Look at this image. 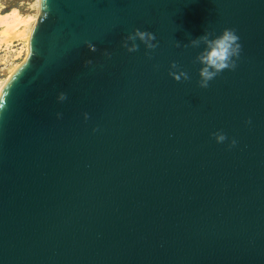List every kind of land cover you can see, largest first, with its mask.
Here are the masks:
<instances>
[{
  "label": "water",
  "instance_id": "95a60500",
  "mask_svg": "<svg viewBox=\"0 0 264 264\" xmlns=\"http://www.w3.org/2000/svg\"><path fill=\"white\" fill-rule=\"evenodd\" d=\"M224 28L236 67L200 88L190 42ZM27 47L0 89V264H264V0H38Z\"/></svg>",
  "mask_w": 264,
  "mask_h": 264
},
{
  "label": "clouds",
  "instance_id": "9594fccd",
  "mask_svg": "<svg viewBox=\"0 0 264 264\" xmlns=\"http://www.w3.org/2000/svg\"><path fill=\"white\" fill-rule=\"evenodd\" d=\"M142 44L145 48V55L149 56L151 50L157 47L155 41V35L147 30H140L138 28L132 29L126 36L121 40V47L127 52L132 53L137 51L138 43ZM204 44V48L195 57V63H198L200 67L197 70L198 80L197 85L200 88H207L209 81L216 77L223 70H233L236 67V61L239 58L241 52V44L239 43V36L236 34L234 29L224 28L219 34H213L210 32H204L190 43L193 46L199 43ZM178 46V45H174ZM90 51L95 50V46L88 45ZM105 56H110V53L105 52ZM87 63H90L88 61ZM168 75L174 81L188 80V74L179 68L176 62H170ZM58 102H63L66 99V94L60 93L57 97ZM61 113H56V118H61ZM83 118L88 119V114L84 113ZM251 121L246 120L245 124H250ZM96 129H93L95 132ZM211 137L217 144L223 143L226 140L225 134L217 130L216 132L210 133ZM237 141L231 139L228 146H235Z\"/></svg>",
  "mask_w": 264,
  "mask_h": 264
},
{
  "label": "rangeland",
  "instance_id": "374dc122",
  "mask_svg": "<svg viewBox=\"0 0 264 264\" xmlns=\"http://www.w3.org/2000/svg\"><path fill=\"white\" fill-rule=\"evenodd\" d=\"M36 0H0V13L17 9L22 15L35 13ZM37 15V13H36ZM0 26V81L10 69L19 64L24 56V37L15 34L14 30Z\"/></svg>",
  "mask_w": 264,
  "mask_h": 264
},
{
  "label": "bare ground",
  "instance_id": "6f19581e",
  "mask_svg": "<svg viewBox=\"0 0 264 264\" xmlns=\"http://www.w3.org/2000/svg\"><path fill=\"white\" fill-rule=\"evenodd\" d=\"M37 4L38 0L35 1V13L33 15H22L18 12L17 9H11L7 12L0 13V26L5 29L14 30V32H16L15 34H17L18 36H23L25 38L23 58L26 56L28 51L27 42L29 33L36 19ZM17 66L18 64L12 67L7 76L0 81V89L6 81L7 77L14 71Z\"/></svg>",
  "mask_w": 264,
  "mask_h": 264
}]
</instances>
